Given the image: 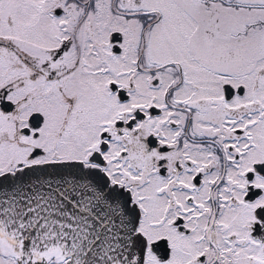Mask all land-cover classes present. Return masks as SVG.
Listing matches in <instances>:
<instances>
[{"label": "snow or ice", "instance_id": "1", "mask_svg": "<svg viewBox=\"0 0 264 264\" xmlns=\"http://www.w3.org/2000/svg\"><path fill=\"white\" fill-rule=\"evenodd\" d=\"M0 264H264V0H0Z\"/></svg>", "mask_w": 264, "mask_h": 264}]
</instances>
